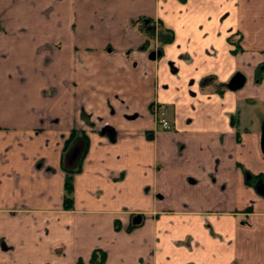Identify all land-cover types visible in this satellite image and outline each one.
<instances>
[{
    "label": "crops",
    "instance_id": "obj_1",
    "mask_svg": "<svg viewBox=\"0 0 264 264\" xmlns=\"http://www.w3.org/2000/svg\"><path fill=\"white\" fill-rule=\"evenodd\" d=\"M262 64L264 0H0V264H264Z\"/></svg>",
    "mask_w": 264,
    "mask_h": 264
},
{
    "label": "trees",
    "instance_id": "obj_2",
    "mask_svg": "<svg viewBox=\"0 0 264 264\" xmlns=\"http://www.w3.org/2000/svg\"><path fill=\"white\" fill-rule=\"evenodd\" d=\"M165 31L167 32L165 36H160L159 41L161 43H165L171 40L172 38V31L170 29H165ZM237 50V49H235ZM264 73V64L260 65L259 67H257L256 69V79L260 80L262 78V75ZM153 104H150V108L152 107ZM152 109V108H151ZM75 131L72 132L70 138L68 139V143L69 144L74 135H75ZM80 142L83 144L82 147L80 145H77L78 147L76 148V155H75V159L76 162L74 163V165L72 167H68L65 169L66 171V176H65V180H64V198H63V203H64V207L65 208H72L73 206V175L78 172L81 169V162L86 154L87 148H88V139L85 136V134H83V136L81 137ZM66 144V145H67ZM105 260V254L101 251H94L90 257V262L92 264H101L103 263ZM77 264H81L80 260L77 261Z\"/></svg>",
    "mask_w": 264,
    "mask_h": 264
},
{
    "label": "water",
    "instance_id": "obj_3",
    "mask_svg": "<svg viewBox=\"0 0 264 264\" xmlns=\"http://www.w3.org/2000/svg\"><path fill=\"white\" fill-rule=\"evenodd\" d=\"M161 54V51L160 50H157V51H152L150 54H149V58L150 59H155L156 57H159ZM244 76L240 73H236L235 75H233L229 81V83L227 84V87L231 90H236L238 88H240L243 84H244ZM100 133L102 135H107V137L113 141L115 139V131L109 127V126H104ZM261 150L264 154V126L262 128V132H261ZM77 149L74 150V154L76 153ZM73 154V155H74ZM256 190L259 192V193H263L264 192V184L261 183V182H258L255 186ZM141 221V215L138 214L134 217L133 219V223L134 224H138L140 223Z\"/></svg>",
    "mask_w": 264,
    "mask_h": 264
},
{
    "label": "rangeland",
    "instance_id": "obj_4",
    "mask_svg": "<svg viewBox=\"0 0 264 264\" xmlns=\"http://www.w3.org/2000/svg\"><path fill=\"white\" fill-rule=\"evenodd\" d=\"M154 27L156 26L157 28L155 29V31H156V37H153V36H151V34H148L147 36L149 37V40H148V43L149 44H151V45H156L157 43H159V39H160V36H165L166 35V31H165V29H163L162 28V26H160V25H157V24H152ZM155 36V35H154ZM156 41V42H155ZM156 113H158V112H156ZM168 114H167V118L169 117V115H170V112L168 111L167 112Z\"/></svg>",
    "mask_w": 264,
    "mask_h": 264
},
{
    "label": "built area",
    "instance_id": "obj_5",
    "mask_svg": "<svg viewBox=\"0 0 264 264\" xmlns=\"http://www.w3.org/2000/svg\"><path fill=\"white\" fill-rule=\"evenodd\" d=\"M159 122H160L161 126H162L164 129H168V128H169V125H168V123H167V121H166L165 119L160 118Z\"/></svg>",
    "mask_w": 264,
    "mask_h": 264
},
{
    "label": "flooded vegetation",
    "instance_id": "obj_6",
    "mask_svg": "<svg viewBox=\"0 0 264 264\" xmlns=\"http://www.w3.org/2000/svg\"><path fill=\"white\" fill-rule=\"evenodd\" d=\"M150 27H151V26H148V25H147V28H150ZM257 183H258V182H256V184H257Z\"/></svg>",
    "mask_w": 264,
    "mask_h": 264
}]
</instances>
